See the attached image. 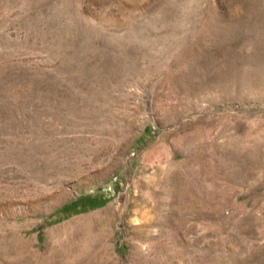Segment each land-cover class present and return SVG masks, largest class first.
I'll use <instances>...</instances> for the list:
<instances>
[{
    "label": "rangeland",
    "instance_id": "rangeland-1",
    "mask_svg": "<svg viewBox=\"0 0 264 264\" xmlns=\"http://www.w3.org/2000/svg\"><path fill=\"white\" fill-rule=\"evenodd\" d=\"M0 264H264V0H0Z\"/></svg>",
    "mask_w": 264,
    "mask_h": 264
},
{
    "label": "trees",
    "instance_id": "trees-1",
    "mask_svg": "<svg viewBox=\"0 0 264 264\" xmlns=\"http://www.w3.org/2000/svg\"><path fill=\"white\" fill-rule=\"evenodd\" d=\"M106 199L103 197H96L91 195H82L75 198L72 201L62 204L57 212L67 213L78 212L79 210H83L85 208H95L97 206L102 205Z\"/></svg>",
    "mask_w": 264,
    "mask_h": 264
}]
</instances>
